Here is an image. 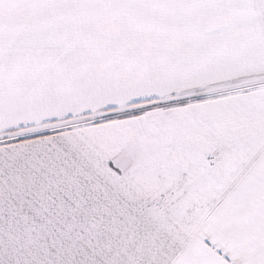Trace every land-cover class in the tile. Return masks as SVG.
<instances>
[{
  "label": "snow or ice",
  "instance_id": "obj_1",
  "mask_svg": "<svg viewBox=\"0 0 264 264\" xmlns=\"http://www.w3.org/2000/svg\"><path fill=\"white\" fill-rule=\"evenodd\" d=\"M0 264H264V0H0Z\"/></svg>",
  "mask_w": 264,
  "mask_h": 264
}]
</instances>
